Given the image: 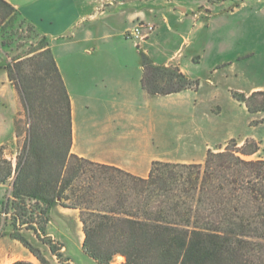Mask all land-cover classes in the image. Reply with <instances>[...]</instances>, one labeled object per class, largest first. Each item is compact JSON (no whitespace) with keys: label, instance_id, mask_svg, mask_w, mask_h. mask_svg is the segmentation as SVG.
<instances>
[{"label":"crops","instance_id":"obj_1","mask_svg":"<svg viewBox=\"0 0 264 264\" xmlns=\"http://www.w3.org/2000/svg\"><path fill=\"white\" fill-rule=\"evenodd\" d=\"M6 1L52 50L70 100L73 154L140 177L153 161L202 163L230 138L259 140L263 151L256 158H264V110L250 113L233 96L264 92V0ZM136 21L154 26L142 52L155 64L177 65L195 88L166 95L142 89L141 51L125 38ZM12 57L0 51V145L16 138L20 109L7 77ZM10 186L0 183V217ZM55 208L60 221L51 212L46 234L71 263L95 264L83 250L79 219L74 239L63 219L69 210ZM5 231L0 264H41Z\"/></svg>","mask_w":264,"mask_h":264},{"label":"trees","instance_id":"obj_2","mask_svg":"<svg viewBox=\"0 0 264 264\" xmlns=\"http://www.w3.org/2000/svg\"><path fill=\"white\" fill-rule=\"evenodd\" d=\"M23 23L0 0V50ZM25 29L38 37L37 46L6 65L27 125L14 166L0 145V183L11 180L2 209L12 211L14 230L25 227L43 239L49 210L60 205L79 210L82 247L98 264H264V158L252 157L259 141L230 139L222 150H208L202 163L153 161L146 177L77 156L70 151V100L52 50L44 36ZM141 56L140 83L149 95L196 87L177 65ZM234 97L250 113L264 110L262 91ZM12 237L50 264L22 234ZM42 241L60 264H71L60 244ZM117 255L124 260L115 263Z\"/></svg>","mask_w":264,"mask_h":264},{"label":"rangeland","instance_id":"obj_3","mask_svg":"<svg viewBox=\"0 0 264 264\" xmlns=\"http://www.w3.org/2000/svg\"><path fill=\"white\" fill-rule=\"evenodd\" d=\"M209 1H211V0H209ZM215 1H217V0H213L211 2H215ZM25 28H26V24L25 23H23L21 26H17V25L14 26L15 33H14V35L11 36L12 41H11L9 47H4V49H2L0 51H3L5 53H7L9 56L16 57V56L24 55L25 53H27L29 51L30 48H32V49L35 48V46H37L38 37L33 36V34H31V32L27 31ZM125 38L128 39L126 36H125ZM142 42L143 41H141V43L139 45H137V46L134 45L139 51H141V53H142V49H143L142 48ZM141 58H142V56H141ZM159 65H161V64H159ZM169 65H175V64H169ZM194 81H196V80H194ZM234 93H238V92H233V96H234ZM17 99L19 100L18 95H17ZM19 103H20V109L17 112V114L19 113L18 114V119H17V125L19 127L18 131H19L20 134H19V136H16V138L14 140H12L11 142L4 143L5 147L2 149V156L4 158L10 159L12 161L13 166L15 164V157L19 153V151L21 150V147L23 146V143H24V140H25V129H26V126H27L26 125V118L24 117V112H23L20 100H19ZM17 114H16V116H17ZM259 121H261V120H251L249 124L250 125H255ZM230 139H235L238 142V145H241L246 140L245 139L242 143H239V141L236 138H230ZM230 139H228L223 144L216 145L214 147V149H218V150L223 149ZM247 139H250V138H247ZM251 139H253V138H251ZM257 141H259V140H257ZM1 145H3V144H1ZM260 146H261V142H260ZM218 150H216V151H218ZM262 151H263V149L261 147L259 152L254 154L252 157L256 158L257 156L261 155ZM8 181L11 184V180L9 179ZM57 206H60V205H57ZM60 207H62V206H60ZM62 208L69 210L68 215H66L65 218L63 217V219L67 220V222L69 223V225L73 229V238L76 239L77 231L80 228V227L79 228L77 227V219H79V210L78 209H74V208H65V207H62ZM54 210H57V209L56 208L53 209V207H52L49 210L48 216H50V214L52 212L53 213L52 216H54V218L59 222L60 221L59 213L55 215L54 214ZM10 212H12V211L9 210V213L5 214L3 212V209L1 208L2 216L0 217V238L4 234L7 233L5 231L7 228L9 230L11 229L12 231L10 233V237L17 242L16 244H17L18 247H20V246L24 247L19 240H17V239L12 237L13 233L19 232L34 247H36V248H38L40 250L41 254L50 262V264H60V262L58 261L57 257L54 256L50 252V250L48 248V245L43 243L42 240L50 239L56 246L59 244V241L55 240L54 238H52L50 235H47V234L42 236L43 239H39L41 237H37L35 235V233L31 229H27L25 227H20V228H18V230H14L13 227L11 226V224H10ZM79 222L81 224V229H82V223H81L80 219H79ZM46 225H47V223L45 224V227H46ZM76 251H77V249L75 247H73L72 248V254L78 260L79 259V255H78V253ZM60 254H61V258H68V257H65L61 252H60ZM123 260H124V258L122 256H120V255H117V256L114 257V262L115 263L122 262ZM71 264H73V263H71Z\"/></svg>","mask_w":264,"mask_h":264},{"label":"built area","instance_id":"obj_4","mask_svg":"<svg viewBox=\"0 0 264 264\" xmlns=\"http://www.w3.org/2000/svg\"><path fill=\"white\" fill-rule=\"evenodd\" d=\"M154 30V26L147 22L137 21L127 31L125 36L133 42L135 46L139 45L148 34Z\"/></svg>","mask_w":264,"mask_h":264}]
</instances>
